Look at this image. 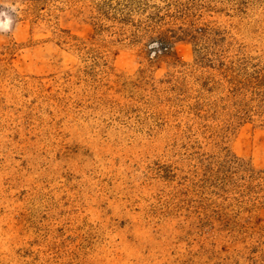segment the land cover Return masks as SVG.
Segmentation results:
<instances>
[{
  "label": "rangeland",
  "instance_id": "1",
  "mask_svg": "<svg viewBox=\"0 0 264 264\" xmlns=\"http://www.w3.org/2000/svg\"><path fill=\"white\" fill-rule=\"evenodd\" d=\"M0 13V264H264V0Z\"/></svg>",
  "mask_w": 264,
  "mask_h": 264
},
{
  "label": "clouds",
  "instance_id": "2",
  "mask_svg": "<svg viewBox=\"0 0 264 264\" xmlns=\"http://www.w3.org/2000/svg\"><path fill=\"white\" fill-rule=\"evenodd\" d=\"M0 15H6V14H5V13H0ZM3 27L7 28V27H8V24L5 23V24L3 25Z\"/></svg>",
  "mask_w": 264,
  "mask_h": 264
}]
</instances>
